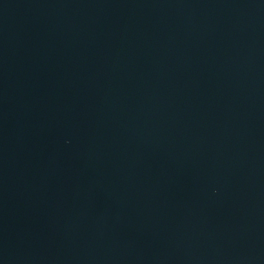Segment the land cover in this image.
I'll return each mask as SVG.
<instances>
[{
	"label": "water",
	"instance_id": "95a60500",
	"mask_svg": "<svg viewBox=\"0 0 264 264\" xmlns=\"http://www.w3.org/2000/svg\"><path fill=\"white\" fill-rule=\"evenodd\" d=\"M0 264H264V0H0Z\"/></svg>",
	"mask_w": 264,
	"mask_h": 264
}]
</instances>
